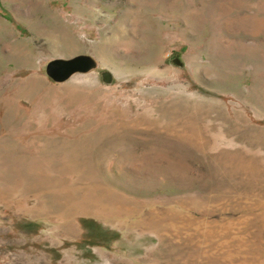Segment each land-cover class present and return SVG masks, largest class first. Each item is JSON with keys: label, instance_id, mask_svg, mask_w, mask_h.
<instances>
[{"label": "rangeland", "instance_id": "rangeland-1", "mask_svg": "<svg viewBox=\"0 0 264 264\" xmlns=\"http://www.w3.org/2000/svg\"><path fill=\"white\" fill-rule=\"evenodd\" d=\"M0 264H264V0H0Z\"/></svg>", "mask_w": 264, "mask_h": 264}, {"label": "water", "instance_id": "water-1", "mask_svg": "<svg viewBox=\"0 0 264 264\" xmlns=\"http://www.w3.org/2000/svg\"><path fill=\"white\" fill-rule=\"evenodd\" d=\"M95 61L88 55H78L70 59H54L47 63L46 75L54 82H63L72 74L77 72H87L95 68ZM108 73H104V79L107 81Z\"/></svg>", "mask_w": 264, "mask_h": 264}]
</instances>
